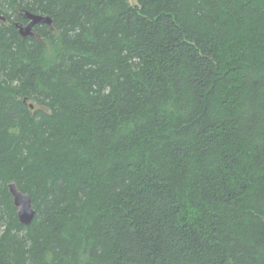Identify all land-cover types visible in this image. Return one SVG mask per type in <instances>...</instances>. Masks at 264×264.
I'll return each mask as SVG.
<instances>
[{
	"label": "trees",
	"instance_id": "16d2710c",
	"mask_svg": "<svg viewBox=\"0 0 264 264\" xmlns=\"http://www.w3.org/2000/svg\"><path fill=\"white\" fill-rule=\"evenodd\" d=\"M0 264H264V0H0Z\"/></svg>",
	"mask_w": 264,
	"mask_h": 264
},
{
	"label": "water",
	"instance_id": "95a60500",
	"mask_svg": "<svg viewBox=\"0 0 264 264\" xmlns=\"http://www.w3.org/2000/svg\"><path fill=\"white\" fill-rule=\"evenodd\" d=\"M26 17L29 22L24 25L22 23H17L16 26L19 29L20 34L23 37L31 36L35 37L34 27L38 24L47 23L51 24L52 20L48 16H43L39 14H33L26 12ZM5 20V18H3ZM8 189L11 195L13 196V201L15 206L18 209V218L19 221L24 225H30L35 217L36 211L33 207V202L31 195L28 193L22 192L16 183L11 182L8 184Z\"/></svg>",
	"mask_w": 264,
	"mask_h": 264
},
{
	"label": "rangeland",
	"instance_id": "374dc122",
	"mask_svg": "<svg viewBox=\"0 0 264 264\" xmlns=\"http://www.w3.org/2000/svg\"><path fill=\"white\" fill-rule=\"evenodd\" d=\"M131 4L135 5L137 4L138 0H130Z\"/></svg>",
	"mask_w": 264,
	"mask_h": 264
}]
</instances>
